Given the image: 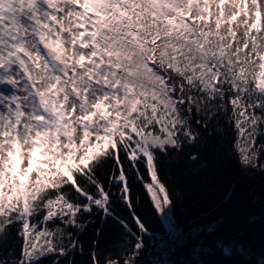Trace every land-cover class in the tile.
I'll list each match as a JSON object with an SVG mask.
<instances>
[{"label": "snow or ice", "instance_id": "6c2138e0", "mask_svg": "<svg viewBox=\"0 0 264 264\" xmlns=\"http://www.w3.org/2000/svg\"><path fill=\"white\" fill-rule=\"evenodd\" d=\"M221 124L264 168V0H0V264H61L93 216L135 237L117 203L146 231L133 181L165 213L160 155Z\"/></svg>", "mask_w": 264, "mask_h": 264}, {"label": "trees", "instance_id": "16d2710c", "mask_svg": "<svg viewBox=\"0 0 264 264\" xmlns=\"http://www.w3.org/2000/svg\"><path fill=\"white\" fill-rule=\"evenodd\" d=\"M196 119L193 117L194 123ZM219 127V132L210 127L211 135L202 134L196 145L200 157L196 161L188 159L190 148L179 155H160L159 175L167 183L172 201L167 209L171 221L168 225L162 214L155 211L143 184L133 181L134 210L146 231H138L130 210L117 203L115 213L127 221L135 237L111 220L104 222L93 216V222L79 232L83 252L79 248L72 251L61 264L68 261L89 264L88 252L95 241L105 255L119 254L125 258L131 255L132 264H163L168 260L158 257L166 254L168 258L169 254L156 253L155 248L164 246L156 241L159 235L172 229L173 233L186 234L185 244L199 236L180 255L178 264H264V168L242 164L233 147L232 129L223 124ZM258 142L264 143V137ZM256 163L264 165V153ZM141 174L144 181H149L143 168ZM137 238L142 247L133 255L130 249ZM164 248L175 254L180 247ZM147 252L155 253L148 257ZM42 264H50V260L45 259Z\"/></svg>", "mask_w": 264, "mask_h": 264}, {"label": "rangeland", "instance_id": "374dc122", "mask_svg": "<svg viewBox=\"0 0 264 264\" xmlns=\"http://www.w3.org/2000/svg\"><path fill=\"white\" fill-rule=\"evenodd\" d=\"M161 214H162V218L164 219V222L166 223V225H168L171 222L170 221V217L168 215V211L166 210L165 213H161ZM172 230H174V229H172ZM172 230H170L169 231V234H167V236L163 238L164 243H162V245H164V246L162 248H164V247H166L168 245H171L172 249H174L175 247H181V246L185 245L184 240H186V239L184 238L182 240L181 236L178 237L177 239H174L173 240V238H174L173 235L176 234V233H173ZM171 236H173V238ZM161 241H162V239H161ZM162 248H160L158 246L154 250H155L156 253H160V252H163L164 251V253H167L168 252L169 255L171 254L172 251H170V248H167V249H165V248L162 249ZM155 252H147L146 255L149 257V256L153 255ZM165 255L159 256L158 258H162L163 257L164 259H167L168 261H166V260L163 261V262H166V263H163V264H168V262H169V255H168V258H165ZM169 263L172 264L171 262H169Z\"/></svg>", "mask_w": 264, "mask_h": 264}, {"label": "water", "instance_id": "95a60500", "mask_svg": "<svg viewBox=\"0 0 264 264\" xmlns=\"http://www.w3.org/2000/svg\"><path fill=\"white\" fill-rule=\"evenodd\" d=\"M230 223H232V224H236L237 226H239V224H238L237 222H234V223H233V221H232V222H230ZM239 227H240V226H239ZM244 231H247V229H244ZM198 238H199V236L196 237L195 239H193L192 241H190L188 244H185V245L181 246L179 249H177V251L175 252V254L171 253V254L169 255V259L172 260V264H178V261H179L180 255H181L182 253H184V251L186 250V248H187L188 246L194 244V243L197 241Z\"/></svg>", "mask_w": 264, "mask_h": 264}, {"label": "built area", "instance_id": "2783aa9c", "mask_svg": "<svg viewBox=\"0 0 264 264\" xmlns=\"http://www.w3.org/2000/svg\"><path fill=\"white\" fill-rule=\"evenodd\" d=\"M166 236H167V235H165V234H164V235H160V236H158L156 242H159V244L162 245V242H164L163 238L166 237ZM180 236H181L182 240H183L184 238L186 239L184 233H182V234H176V235H174V238H173V236H171V237H172L173 240H174V239H177V238L180 237ZM161 239H162V241H161ZM185 241H186V240H184V242H185ZM168 246H171V245H168ZM162 249H164V248H162Z\"/></svg>", "mask_w": 264, "mask_h": 264}, {"label": "clouds", "instance_id": "9594fccd", "mask_svg": "<svg viewBox=\"0 0 264 264\" xmlns=\"http://www.w3.org/2000/svg\"><path fill=\"white\" fill-rule=\"evenodd\" d=\"M169 231H170V230H169ZM169 231L166 232V233H164V234H165V235L169 234ZM179 232H180V231H178L176 234H180ZM164 234H161V235H164ZM176 234H174V235H176ZM174 235H173V236H174ZM159 236H160V235H159ZM155 249H156V248H155Z\"/></svg>", "mask_w": 264, "mask_h": 264}]
</instances>
